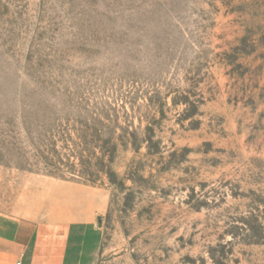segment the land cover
I'll list each match as a JSON object with an SVG mask.
<instances>
[{"label":"rangeland","instance_id":"obj_1","mask_svg":"<svg viewBox=\"0 0 264 264\" xmlns=\"http://www.w3.org/2000/svg\"><path fill=\"white\" fill-rule=\"evenodd\" d=\"M63 182L93 264H264V0H0V212Z\"/></svg>","mask_w":264,"mask_h":264},{"label":"crops","instance_id":"obj_2","mask_svg":"<svg viewBox=\"0 0 264 264\" xmlns=\"http://www.w3.org/2000/svg\"><path fill=\"white\" fill-rule=\"evenodd\" d=\"M39 207L0 212V264H93L101 240L96 219L107 205L63 182Z\"/></svg>","mask_w":264,"mask_h":264},{"label":"water","instance_id":"obj_3","mask_svg":"<svg viewBox=\"0 0 264 264\" xmlns=\"http://www.w3.org/2000/svg\"><path fill=\"white\" fill-rule=\"evenodd\" d=\"M102 219H103L102 216H99V217H98V222H99L100 224L102 223Z\"/></svg>","mask_w":264,"mask_h":264},{"label":"built area","instance_id":"obj_4","mask_svg":"<svg viewBox=\"0 0 264 264\" xmlns=\"http://www.w3.org/2000/svg\"><path fill=\"white\" fill-rule=\"evenodd\" d=\"M17 264H21V263H17Z\"/></svg>","mask_w":264,"mask_h":264}]
</instances>
